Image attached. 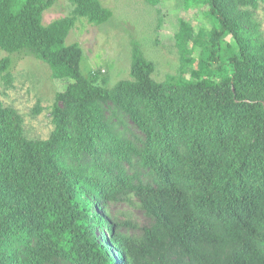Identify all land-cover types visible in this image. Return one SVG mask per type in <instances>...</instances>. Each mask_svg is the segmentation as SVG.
I'll return each mask as SVG.
<instances>
[{
  "label": "trees",
  "instance_id": "obj_1",
  "mask_svg": "<svg viewBox=\"0 0 264 264\" xmlns=\"http://www.w3.org/2000/svg\"><path fill=\"white\" fill-rule=\"evenodd\" d=\"M56 1L0 0L2 83L25 55L62 84L45 140L0 102V264H264V0H183L211 25L179 21L176 72L155 81L134 45L112 88L66 44L80 19L100 26L112 11L68 0L70 14L44 26ZM132 200L144 226L112 215Z\"/></svg>",
  "mask_w": 264,
  "mask_h": 264
},
{
  "label": "rangeland",
  "instance_id": "obj_2",
  "mask_svg": "<svg viewBox=\"0 0 264 264\" xmlns=\"http://www.w3.org/2000/svg\"><path fill=\"white\" fill-rule=\"evenodd\" d=\"M99 1L112 11V18L100 26L90 25L85 19H80L67 37L66 44H79L84 54L80 65L82 74L99 71L101 78L108 79V88L129 78L134 45L139 47L147 60L154 63L153 79L164 81L179 68L178 49L173 38L178 31L179 21L188 22L195 31L210 29L211 25L203 18V14H207V7L184 9L183 0H161L156 9L140 0ZM71 10L68 0H57L52 8L42 14V24L47 26L68 16ZM255 19L264 33L263 7L256 11ZM197 53H194L195 56ZM7 56L0 50V60ZM12 60L13 84L7 88L0 80V102L15 109L21 116L28 139L45 140L53 130L51 107L57 86L62 84L53 81L49 68L33 57L16 55ZM38 108L42 111L35 115L34 111ZM126 125L132 128L129 122ZM99 206L100 203L95 201L94 214L101 215ZM112 215L117 221H129L138 227L146 224L135 200L119 203L113 208ZM128 232L131 233V230ZM105 234L108 233L105 231ZM97 235L100 237V230H97Z\"/></svg>",
  "mask_w": 264,
  "mask_h": 264
}]
</instances>
